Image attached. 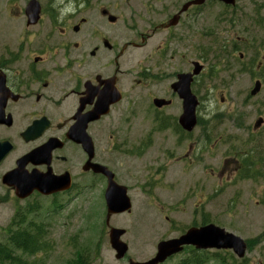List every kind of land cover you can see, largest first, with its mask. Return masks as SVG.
<instances>
[{"label": "flooded vegetation", "instance_id": "1", "mask_svg": "<svg viewBox=\"0 0 264 264\" xmlns=\"http://www.w3.org/2000/svg\"><path fill=\"white\" fill-rule=\"evenodd\" d=\"M191 1L183 0L181 5ZM28 2L14 10L11 7L14 1L7 0L0 11V201L9 203L8 196L16 200L13 188L3 178L14 173L34 175L49 183L48 188L53 192L44 195L35 190L23 203L32 199V206L38 210L49 207L53 211H86L94 200L89 196L95 195L105 216L108 176L102 168L112 174L113 182L126 186L128 194L132 187L128 181L136 176L142 180L144 193L161 186L163 181L164 186L178 189L182 194V186L168 178L167 170L183 162L186 167L198 170L201 149L192 138L198 125L191 132H185L179 125L183 101L175 89L181 75L194 74L196 64L203 67L201 73L192 76L190 84L198 117L201 100L195 88L207 70L206 60L199 58L198 45L194 46L200 17L205 10L216 9V20L222 25V33L218 34L245 42L238 36L241 29L264 31V2L235 0L234 4H226L207 0L189 6L182 13L178 12L180 5L171 16H176L174 25L169 26L170 17L152 28L150 35L142 36L139 44L131 41L124 45L109 30L104 31V19L113 24L103 15L104 8L98 17L81 16L74 21L78 13L72 15L53 6L40 5L38 20L29 24L25 11ZM158 31L166 33L165 40L148 45ZM201 33L213 38V32ZM182 35L190 40L185 47L190 53L188 59H184L179 48ZM216 42L217 37L213 43L225 58L238 62L241 71L250 70L243 62L244 55L239 53L241 49L234 43L219 46ZM262 60L264 56L258 53L254 59L256 69L249 73L258 78L254 82L260 80ZM250 66L253 67L251 63ZM204 109L207 110V105ZM139 114L147 116L149 129L136 130ZM261 128L242 129L247 133L240 142L243 150L240 160H235L228 169L233 178L256 181L263 175L264 156L255 155L257 144H252L258 140ZM165 131H171L175 140L162 150L155 147L152 138ZM144 132H148L146 136ZM158 152L162 156L155 160L156 167L151 166L150 160L133 167L121 162L130 158L140 161L148 154L157 158ZM225 162L220 173L226 168ZM18 218L23 221L19 213ZM104 226L108 237L111 226L105 218ZM117 228L124 230L122 237L128 234L127 229ZM146 238L148 241V236L139 237L138 242H146ZM184 251L192 249L186 247ZM129 260L135 259L127 255L126 261Z\"/></svg>", "mask_w": 264, "mask_h": 264}, {"label": "rangeland", "instance_id": "2", "mask_svg": "<svg viewBox=\"0 0 264 264\" xmlns=\"http://www.w3.org/2000/svg\"><path fill=\"white\" fill-rule=\"evenodd\" d=\"M6 1L0 0V11H3ZM13 1L15 4L11 7L16 10L28 0ZM37 1L44 8L53 6L56 10L60 9L72 15L78 13L74 21L81 16L98 17L100 9H106L116 17V21L108 24L104 19V31L109 30L119 44L124 45L131 41L139 44L142 36L150 35L152 28L172 16L183 0ZM240 1L245 3L247 0ZM216 13V9L205 10L194 34V46L198 45L199 58L207 62L204 77L200 78L195 88L201 100V110L200 124L194 130L192 138L201 149L199 168L195 171L186 167V162L170 166L168 161L167 165L170 167L167 176L173 182L178 181L175 185L182 186V194H179L178 189L164 186L163 181L160 182L163 187H151L149 193H144L142 180L137 176L135 180L128 181L132 186L128 194L132 200L131 214L113 217L109 225L128 230L122 240L129 245L128 256L131 259L148 260L155 254L158 242L177 238L191 225L208 222L242 238L247 244V251L243 259L236 258L230 251H219L217 256L220 259L214 256L217 251L197 253L203 264H264V168L263 175L256 181H241L228 174V169L235 160H240L239 154L243 151L240 142L247 132L242 129L249 127L250 131L258 116L264 117V63L259 72L263 87L256 97L249 96L254 80L258 79L249 74L256 69L254 59L258 53L264 56V31L251 29L243 32L241 29L238 36L245 42L235 39L234 36H230L231 40L226 34H218L222 33V25L216 20ZM204 17L206 19L202 20ZM202 31L213 32V38L217 37L216 43L219 46L230 41L234 43L241 49L239 53L244 55L243 62L250 70L241 71L238 62L235 63L233 58H225L226 55H222L213 43L212 36L209 39L208 34L201 33ZM166 37L165 32L158 31L148 41V45L163 42ZM189 41L187 35H182L179 48H182L184 59H188L190 54L185 50ZM148 124L150 122L147 116L136 115L137 131L149 129ZM146 133L148 132H144V135ZM258 135V140L252 143L257 144L254 146V154L264 156V127ZM152 140L155 147H161L163 150L170 147L175 138L171 131H165L155 135ZM185 140L183 137L184 144ZM155 155L158 157L154 158L153 154H148L140 161L130 158L121 162L126 167H133L146 164V160H150L151 166L156 167L155 160L162 154L158 152ZM224 162L226 168L220 173ZM135 170H138V167ZM89 198L94 200L86 211H53L49 207H43L26 213L25 207L34 203L32 199L23 203L8 196L9 203L0 201V245H7L6 229L12 218L19 213L25 223L22 227L13 228L23 230L29 223L35 224L36 227L43 226L47 235L42 237V242L51 249L48 253L26 258L28 262L74 264L77 259L83 257L85 264H127L125 260L114 259V253L105 235V216L98 205V197L94 195ZM144 236H148V241L146 238V242H138V238ZM186 262L195 264L191 251L178 254L163 264Z\"/></svg>", "mask_w": 264, "mask_h": 264}, {"label": "water", "instance_id": "3", "mask_svg": "<svg viewBox=\"0 0 264 264\" xmlns=\"http://www.w3.org/2000/svg\"><path fill=\"white\" fill-rule=\"evenodd\" d=\"M207 0H193L185 4L181 13L185 12L191 5H200ZM226 4H234L235 0H219ZM28 15L29 24H34L38 18L41 11L40 4L37 0H30L27 4L26 10ZM106 10L103 11V15H107ZM108 20L111 23L116 21V18L112 15H108ZM176 16H174L170 25H174ZM202 70L201 65L196 64V69L194 74H183L179 77V81L176 84V93L183 101V114L179 117L178 122L180 126L188 132H191L197 124L195 107L197 101L190 92V84L193 75H198ZM261 89V84L256 81L254 88L250 92L252 97L256 96ZM159 104L166 105L158 101ZM263 123L262 118H258L253 129H258ZM103 173L108 176V186L105 192V201L107 207L106 223L109 222V218L114 214H121L127 212L131 208L130 200L127 196V190L125 187L116 185L112 180V175L103 169ZM3 181L10 187L13 188L15 196L18 199H25L33 191H38L41 194H49L52 192L48 187L49 183L38 179L34 175L22 176L16 173L3 178ZM52 185V184H50ZM124 234L123 230L117 228H111L109 231V242L111 248L116 252V259H121L127 251V246L120 240L121 236ZM184 246H192L197 251L202 250H232V252L238 257L243 258L246 253V244L238 236L232 233L226 232L224 229L219 228L213 224H208L200 227H192L188 229L183 235L178 238L161 241L156 246L155 256L145 263L130 262L129 264H161L168 257L178 254L183 251Z\"/></svg>", "mask_w": 264, "mask_h": 264}, {"label": "trees", "instance_id": "4", "mask_svg": "<svg viewBox=\"0 0 264 264\" xmlns=\"http://www.w3.org/2000/svg\"><path fill=\"white\" fill-rule=\"evenodd\" d=\"M198 124H200L199 118ZM31 211L32 209H27V213ZM22 223L23 221H18L16 217L12 219L7 233L8 243L6 246L0 245V264H35L32 261L28 262L26 258L35 256L40 252H48L47 246L42 242V237L45 234L43 226L36 227L35 224L29 223L23 230L12 229L14 225L19 226ZM17 252L19 255H17ZM192 254L195 264H203V261L197 257L196 252L193 251ZM215 258L220 259L218 256ZM85 262L81 257L74 264H85ZM184 264H188V262Z\"/></svg>", "mask_w": 264, "mask_h": 264}]
</instances>
